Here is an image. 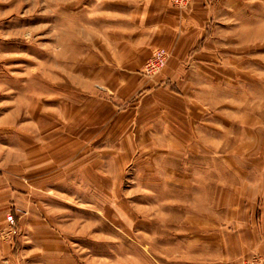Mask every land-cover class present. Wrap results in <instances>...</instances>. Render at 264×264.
<instances>
[{
  "label": "rangeland",
  "instance_id": "1",
  "mask_svg": "<svg viewBox=\"0 0 264 264\" xmlns=\"http://www.w3.org/2000/svg\"><path fill=\"white\" fill-rule=\"evenodd\" d=\"M127 1L0 0V264H195L227 231L234 173L261 166L264 0L226 1L206 26L218 61L183 64L190 79L163 76L157 47L115 89Z\"/></svg>",
  "mask_w": 264,
  "mask_h": 264
},
{
  "label": "crops",
  "instance_id": "2",
  "mask_svg": "<svg viewBox=\"0 0 264 264\" xmlns=\"http://www.w3.org/2000/svg\"><path fill=\"white\" fill-rule=\"evenodd\" d=\"M226 1L193 0L189 10L181 11L168 6L166 0H128L119 16L114 34L108 39L114 43L115 47L108 45L111 51L108 53L114 55H111L107 61L115 67L106 68L101 78L115 80L112 85L115 89L120 88V79L124 80L125 86L131 85L132 80L129 74L142 65L152 49L162 47L168 50L171 56L169 70L167 69L163 76L177 80L178 84L181 82V75L190 79L193 71L191 74L190 70L184 69L183 64L196 63V61L212 64L218 61V37L211 42V50H206L208 44L206 30L209 29L207 27L210 25V20L215 21L218 18L216 16L223 10L228 9L230 12L231 9H236L235 3L227 4ZM215 26L216 24L212 22L211 27ZM193 50L199 53L188 59L189 52ZM166 97L169 104L175 100L171 96ZM168 103L164 109L169 110L168 112L172 115V109H168ZM153 104L157 106L160 103L158 104V100H155ZM186 104H183L185 109H187ZM168 123L171 126L170 122ZM183 126L188 128L189 125ZM185 132L188 133L186 129ZM171 141V139H164L166 143ZM185 141H188V135ZM262 158L264 159L260 156L258 163L261 166L257 170L245 169L243 173L238 174L239 183L235 181L234 173V182L231 181L228 186L230 224L226 232H220L222 234L219 237L220 241L212 247L211 256L206 253L195 264H241L242 260L252 256H258L264 261V163L261 161ZM241 180L243 183H240Z\"/></svg>",
  "mask_w": 264,
  "mask_h": 264
},
{
  "label": "built area",
  "instance_id": "3",
  "mask_svg": "<svg viewBox=\"0 0 264 264\" xmlns=\"http://www.w3.org/2000/svg\"><path fill=\"white\" fill-rule=\"evenodd\" d=\"M162 58H163V53L158 52V53L154 54L152 59L154 61H159V63H161L160 61H162ZM150 67L158 68V67H160V65H154V64L150 63ZM9 220L11 221L10 218H9ZM259 262H260V260L257 257H253L250 260L244 261L243 264H259Z\"/></svg>",
  "mask_w": 264,
  "mask_h": 264
}]
</instances>
